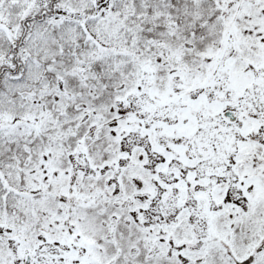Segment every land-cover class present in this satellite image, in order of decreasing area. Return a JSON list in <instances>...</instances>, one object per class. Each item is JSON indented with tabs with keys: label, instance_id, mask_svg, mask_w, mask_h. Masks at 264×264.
I'll use <instances>...</instances> for the list:
<instances>
[{
	"label": "snow or ice",
	"instance_id": "snow-or-ice-1",
	"mask_svg": "<svg viewBox=\"0 0 264 264\" xmlns=\"http://www.w3.org/2000/svg\"><path fill=\"white\" fill-rule=\"evenodd\" d=\"M0 264H264V0H0Z\"/></svg>",
	"mask_w": 264,
	"mask_h": 264
}]
</instances>
